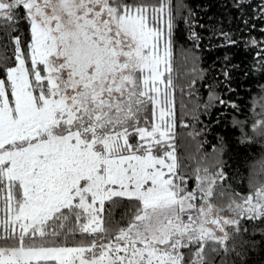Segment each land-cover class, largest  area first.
<instances>
[{
    "label": "snow or ice",
    "instance_id": "1",
    "mask_svg": "<svg viewBox=\"0 0 264 264\" xmlns=\"http://www.w3.org/2000/svg\"><path fill=\"white\" fill-rule=\"evenodd\" d=\"M226 6L252 11L237 31L215 33L220 46L249 51L264 72L250 23H264V0ZM184 7L0 0V264H248L257 235L264 251V155L246 169L244 192L223 138L211 153L201 143L191 170L180 156L174 39ZM201 39L190 31L195 48ZM223 59L224 91L234 92L239 65ZM210 105L237 110L214 92ZM236 126L241 144L264 141V118Z\"/></svg>",
    "mask_w": 264,
    "mask_h": 264
},
{
    "label": "trees",
    "instance_id": "2",
    "mask_svg": "<svg viewBox=\"0 0 264 264\" xmlns=\"http://www.w3.org/2000/svg\"><path fill=\"white\" fill-rule=\"evenodd\" d=\"M173 3L185 6L177 19L174 39V67L177 69L175 75L178 77L177 131L181 159L190 165L191 170V167H195L193 158H199L200 153L197 149L200 144L204 143L205 151L211 153L210 146L223 138L225 159L230 165L227 170L232 176V185L237 191L244 192L247 190L246 169L250 170L251 165L264 155L262 151L264 141L257 137L254 144H241L239 141L242 137L236 121L243 123L244 131H249L256 120L264 118V72L254 61L252 53L242 47L227 49L221 47L222 40L215 33L221 27L234 32L242 28L238 17L249 19L252 9L237 12L236 9L226 6L230 4V0H173ZM189 11L193 15L189 16ZM253 22L257 24V28L251 35L264 40V34L259 32L264 23L250 21ZM191 30H195L202 37L199 48H195L188 40ZM225 54L231 57L232 64L239 65V68L232 70L231 87L234 92H225L222 84L224 77L221 73ZM245 71L249 74L244 75ZM193 81L196 83L194 87H190ZM213 92L234 102L237 110L231 108L221 110L219 105L214 107L210 105L206 111L204 105L208 103L209 95ZM183 124H188L189 127L184 128ZM201 131L204 133L202 136H195ZM256 239L258 246L247 257L248 264H264V251L259 247L261 237L257 235Z\"/></svg>",
    "mask_w": 264,
    "mask_h": 264
},
{
    "label": "rangeland",
    "instance_id": "3",
    "mask_svg": "<svg viewBox=\"0 0 264 264\" xmlns=\"http://www.w3.org/2000/svg\"><path fill=\"white\" fill-rule=\"evenodd\" d=\"M253 165V164H252ZM252 165H251V167H252ZM251 167H250V169H251Z\"/></svg>",
    "mask_w": 264,
    "mask_h": 264
}]
</instances>
